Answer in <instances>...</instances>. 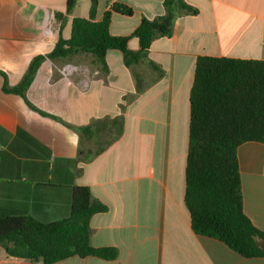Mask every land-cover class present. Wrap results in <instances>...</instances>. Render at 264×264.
Instances as JSON below:
<instances>
[{
  "label": "crops",
  "instance_id": "crops-1",
  "mask_svg": "<svg viewBox=\"0 0 264 264\" xmlns=\"http://www.w3.org/2000/svg\"><path fill=\"white\" fill-rule=\"evenodd\" d=\"M196 15L176 19L170 37L156 39L146 63L132 68L108 51V71L92 54L46 58L25 92L17 86L33 59L70 39L75 18H89L91 0H0V216H32L42 222L68 218L74 187H88L108 206L91 219V244L113 247V261L71 257L56 264H264L222 242L196 235L185 203L190 94L199 57L264 61V0H183ZM133 9L115 14L110 33L130 36L142 18L164 15V0H112ZM109 8L98 0L95 21ZM129 48L139 50L133 38ZM145 89L138 94L135 74ZM123 104V108H121ZM124 117V133L90 161V143L76 128ZM101 141V140H100ZM243 205L264 232V144L238 149ZM0 264H43L11 257L0 246Z\"/></svg>",
  "mask_w": 264,
  "mask_h": 264
},
{
  "label": "trees",
  "instance_id": "trees-1",
  "mask_svg": "<svg viewBox=\"0 0 264 264\" xmlns=\"http://www.w3.org/2000/svg\"><path fill=\"white\" fill-rule=\"evenodd\" d=\"M109 8L96 22L98 0H91L89 18H75L70 39L62 37L47 56H37L21 82L4 91L24 96L42 62L67 58L75 53L94 56L108 71V51L122 53L124 65L132 68L146 63L159 78L164 72L148 58L152 43L170 37L177 18L196 15L197 10L183 0H164L163 16L142 18L126 37L110 33L112 17H131L132 8L106 0ZM78 0H66L70 14ZM137 39L139 50L129 48ZM136 90L145 89L141 75L135 74ZM123 108V104H121ZM124 117L107 118L76 128L83 141L100 145L89 151L85 161L103 153L124 133ZM101 145V142L105 140ZM101 140V141H100ZM247 142L264 144V61L202 56L197 59L190 94L189 152L186 163L185 203L196 235L212 238L244 258L264 257V232L246 216L238 149ZM108 206L95 199L88 187H74L68 218L42 222L32 216H0V246L11 257L56 264L74 256L113 261L119 252L113 247L91 244V219L106 213Z\"/></svg>",
  "mask_w": 264,
  "mask_h": 264
},
{
  "label": "rangeland",
  "instance_id": "rangeland-1",
  "mask_svg": "<svg viewBox=\"0 0 264 264\" xmlns=\"http://www.w3.org/2000/svg\"><path fill=\"white\" fill-rule=\"evenodd\" d=\"M106 140H107V139L103 140V141L101 142V145L104 144ZM90 145L92 146L93 151H94V150H97V148L100 146V145H98V144H94V142H93V143H90Z\"/></svg>",
  "mask_w": 264,
  "mask_h": 264
}]
</instances>
